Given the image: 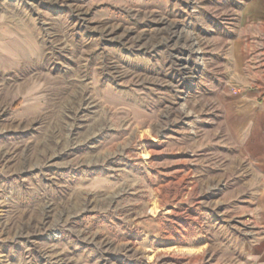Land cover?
I'll return each instance as SVG.
<instances>
[{"label":"rangeland","instance_id":"1","mask_svg":"<svg viewBox=\"0 0 264 264\" xmlns=\"http://www.w3.org/2000/svg\"><path fill=\"white\" fill-rule=\"evenodd\" d=\"M263 11L0 0V264L264 263Z\"/></svg>","mask_w":264,"mask_h":264},{"label":"crops","instance_id":"2","mask_svg":"<svg viewBox=\"0 0 264 264\" xmlns=\"http://www.w3.org/2000/svg\"><path fill=\"white\" fill-rule=\"evenodd\" d=\"M250 108L256 111V114L249 118L247 126L250 128V135L257 136V141L254 143L251 150L258 154L259 168L261 169L259 174L264 176V103H262L261 106H250L249 109ZM256 190L258 192V197L264 205V182H261V185L257 186ZM260 247L261 255L263 256L264 243L260 244Z\"/></svg>","mask_w":264,"mask_h":264}]
</instances>
